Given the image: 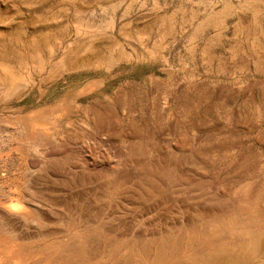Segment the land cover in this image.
Returning <instances> with one entry per match:
<instances>
[{"label": "bare ground", "instance_id": "6f19581e", "mask_svg": "<svg viewBox=\"0 0 264 264\" xmlns=\"http://www.w3.org/2000/svg\"><path fill=\"white\" fill-rule=\"evenodd\" d=\"M59 2L84 15L57 38L61 14L26 23L0 0V264H264V91L181 106L179 79L156 78L164 102L140 120L116 101L141 58L126 11L95 22ZM113 73L116 91L87 82Z\"/></svg>", "mask_w": 264, "mask_h": 264}, {"label": "rangeland", "instance_id": "374dc122", "mask_svg": "<svg viewBox=\"0 0 264 264\" xmlns=\"http://www.w3.org/2000/svg\"><path fill=\"white\" fill-rule=\"evenodd\" d=\"M17 1L23 2V6L19 7L21 12L14 9L20 17L19 21L33 23L37 14L43 16L48 12L61 14L62 17L59 19L61 25H54L53 28L57 30L55 34L57 38L62 37L65 26L83 22L81 19L84 13L64 8L59 0ZM78 2L79 11L87 9L98 11L95 22L99 20L105 22L110 17L118 22L119 16L126 11L124 13L126 24L122 25V36L119 38L131 44L126 45L127 53L141 58L138 60L129 58L130 63L124 65L125 94L120 93L116 101L120 103L122 96H125L124 101L128 104L126 107L132 109L136 118L140 120L156 117L158 103L164 102L165 89L157 79L169 77L179 79L172 88L176 91L174 102L181 106L197 103V100L203 101L196 94L190 96L193 89L197 92L214 90L222 92V95H226L230 88L264 91V0H78ZM165 67L170 68L171 73H167ZM115 73L111 77L94 76L87 82L108 83L107 93H110L117 88L119 73L118 75ZM84 84L86 82L60 92H49L53 101L43 106L55 104L56 99L61 98L57 96H64ZM188 91L190 93L187 94ZM253 99L260 101L258 95H254ZM207 101L212 100L209 98Z\"/></svg>", "mask_w": 264, "mask_h": 264}]
</instances>
